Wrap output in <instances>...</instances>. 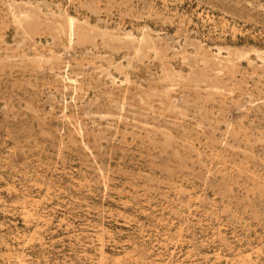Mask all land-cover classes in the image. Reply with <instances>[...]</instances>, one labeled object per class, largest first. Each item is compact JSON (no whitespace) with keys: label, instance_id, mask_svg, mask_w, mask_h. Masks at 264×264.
<instances>
[{"label":"rangeland","instance_id":"rangeland-1","mask_svg":"<svg viewBox=\"0 0 264 264\" xmlns=\"http://www.w3.org/2000/svg\"><path fill=\"white\" fill-rule=\"evenodd\" d=\"M0 264H264V0H0Z\"/></svg>","mask_w":264,"mask_h":264}]
</instances>
